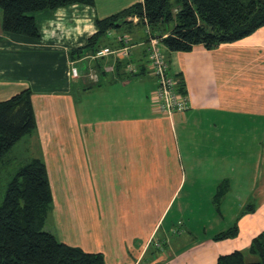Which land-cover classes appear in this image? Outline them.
I'll return each instance as SVG.
<instances>
[{
  "label": "crops",
  "instance_id": "0c3cea01",
  "mask_svg": "<svg viewBox=\"0 0 264 264\" xmlns=\"http://www.w3.org/2000/svg\"><path fill=\"white\" fill-rule=\"evenodd\" d=\"M140 2L93 0L37 12L38 38L2 31L0 11V102L34 92L37 132L30 137L51 184L49 232L102 253L104 264H217L236 251L255 261L249 250L264 232V26L214 49L162 44L190 101L168 118L154 103L151 34L134 17V25L108 31L105 44L116 48L127 36L136 75L103 59L92 81L91 56H70L98 31L97 20ZM74 64L82 68L78 79ZM232 228L235 235L218 238Z\"/></svg>",
  "mask_w": 264,
  "mask_h": 264
},
{
  "label": "trees",
  "instance_id": "16d2710c",
  "mask_svg": "<svg viewBox=\"0 0 264 264\" xmlns=\"http://www.w3.org/2000/svg\"><path fill=\"white\" fill-rule=\"evenodd\" d=\"M77 3L93 4V0H0L1 29L38 38L35 13ZM135 16L139 18L135 26H149L153 36L171 51H190L196 45L214 49L240 41L263 27L264 0H143L97 20L98 31L84 47L70 52L71 59L94 56L103 47H114L105 44L108 31L134 25L128 18ZM167 24H173L172 29H167ZM94 61V67L101 70L103 63ZM127 64L119 61L117 71L126 74ZM178 81L179 89L186 92L184 82ZM33 95L28 88L0 102V166L24 137L37 132ZM52 205L47 167L42 159L32 158L10 180L0 204V264L105 263L102 253L85 252L44 230ZM236 233L232 228L218 238ZM249 253L255 261L236 251L219 257L217 264H264V232L254 238Z\"/></svg>",
  "mask_w": 264,
  "mask_h": 264
},
{
  "label": "built area",
  "instance_id": "2783aa9c",
  "mask_svg": "<svg viewBox=\"0 0 264 264\" xmlns=\"http://www.w3.org/2000/svg\"><path fill=\"white\" fill-rule=\"evenodd\" d=\"M133 19V18H132ZM135 21H139L137 16ZM147 33L151 34L148 39V70L156 79V89L154 94V103L159 108V111L166 117L172 118L175 113H183L190 108V101L187 92H182L179 89L178 79L170 73L169 63L162 48V42L159 38L152 35L148 26ZM119 46L116 48L103 47L96 55L91 56L93 60H113L127 61L126 71L129 74L136 75L139 72L138 65L133 63L132 49L133 44L127 36H121L118 40ZM81 65L74 64L72 75L75 79L81 76ZM106 72L113 71L114 66H104ZM88 77L92 81H97L99 77L98 69L90 67Z\"/></svg>",
  "mask_w": 264,
  "mask_h": 264
},
{
  "label": "rangeland",
  "instance_id": "374dc122",
  "mask_svg": "<svg viewBox=\"0 0 264 264\" xmlns=\"http://www.w3.org/2000/svg\"><path fill=\"white\" fill-rule=\"evenodd\" d=\"M122 27L118 29H121ZM166 27L167 29H172L173 24H170ZM37 146L38 144L35 138L26 136L12 149V151L4 159L3 164L0 166V204L3 200L8 183L22 165L26 164L27 161H30L33 157L36 156V154L34 153H36V150L38 149ZM173 214H175L174 209L173 211H171V217H169L168 220L172 219ZM50 228L51 220L48 218L45 223L44 230L49 231Z\"/></svg>",
  "mask_w": 264,
  "mask_h": 264
}]
</instances>
